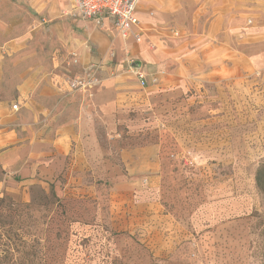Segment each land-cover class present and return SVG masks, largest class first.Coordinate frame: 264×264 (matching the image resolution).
<instances>
[{
  "label": "rangeland",
  "instance_id": "1",
  "mask_svg": "<svg viewBox=\"0 0 264 264\" xmlns=\"http://www.w3.org/2000/svg\"><path fill=\"white\" fill-rule=\"evenodd\" d=\"M108 37L92 86L69 88L87 67L65 51L43 112L0 116V264H264V71L188 58L161 80L147 67L140 87V57ZM62 113H86L84 142L41 173L32 146L71 119ZM19 141L21 171L1 156Z\"/></svg>",
  "mask_w": 264,
  "mask_h": 264
},
{
  "label": "crops",
  "instance_id": "2",
  "mask_svg": "<svg viewBox=\"0 0 264 264\" xmlns=\"http://www.w3.org/2000/svg\"><path fill=\"white\" fill-rule=\"evenodd\" d=\"M69 11L68 0H0V116L3 119H8L11 113L43 112L41 94L49 96L56 92L55 84L60 83L57 68L65 51L78 50L82 64L88 67L98 62L107 49L109 35L122 40L108 17L97 25ZM137 16L142 42L136 43L132 38L127 42L140 57L132 61L144 74V80L135 75L140 87L149 84L147 67L158 70L157 77L161 80L164 76L161 71L176 70L177 74L178 70L187 68L188 58L198 62V68L206 64L213 71L230 74L264 71V0H140ZM88 45L96 47L98 54L93 55ZM141 58L149 65L144 67ZM19 103L27 104L31 110L18 111ZM13 104H17L16 110ZM62 114L71 119L54 124L53 134L42 138L44 142L34 141L32 148L38 154L31 163L32 169L37 167L41 173L47 169L57 171L68 147L74 146V152L81 148L84 139L77 135L83 133L86 113ZM20 125L24 128L23 122ZM71 132L73 136L66 134ZM4 133L0 147L10 131ZM16 140L22 139L16 137ZM22 141L2 147L1 151L5 165H15V169L19 166L20 171L25 170Z\"/></svg>",
  "mask_w": 264,
  "mask_h": 264
},
{
  "label": "built area",
  "instance_id": "3",
  "mask_svg": "<svg viewBox=\"0 0 264 264\" xmlns=\"http://www.w3.org/2000/svg\"><path fill=\"white\" fill-rule=\"evenodd\" d=\"M140 0H68L70 13L83 20H90L101 25L108 17L118 36L126 42L132 38L136 43L142 42L143 33L137 16V6ZM96 66L91 64L84 74L69 79L70 89H85L92 86L96 80ZM141 80L144 74L135 71ZM17 109V104L12 105Z\"/></svg>",
  "mask_w": 264,
  "mask_h": 264
},
{
  "label": "trees",
  "instance_id": "4",
  "mask_svg": "<svg viewBox=\"0 0 264 264\" xmlns=\"http://www.w3.org/2000/svg\"><path fill=\"white\" fill-rule=\"evenodd\" d=\"M264 173V165H262L258 170H257V173L255 175V181L257 183V185L261 186L262 183H261V174Z\"/></svg>",
  "mask_w": 264,
  "mask_h": 264
},
{
  "label": "water",
  "instance_id": "5",
  "mask_svg": "<svg viewBox=\"0 0 264 264\" xmlns=\"http://www.w3.org/2000/svg\"><path fill=\"white\" fill-rule=\"evenodd\" d=\"M134 66H136V63H134Z\"/></svg>",
  "mask_w": 264,
  "mask_h": 264
}]
</instances>
